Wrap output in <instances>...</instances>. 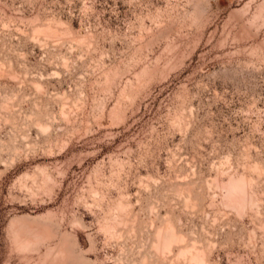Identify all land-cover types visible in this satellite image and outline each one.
I'll use <instances>...</instances> for the list:
<instances>
[{
    "label": "rangeland",
    "instance_id": "obj_1",
    "mask_svg": "<svg viewBox=\"0 0 264 264\" xmlns=\"http://www.w3.org/2000/svg\"><path fill=\"white\" fill-rule=\"evenodd\" d=\"M51 249L264 264V0H0V264Z\"/></svg>",
    "mask_w": 264,
    "mask_h": 264
},
{
    "label": "bare ground",
    "instance_id": "obj_2",
    "mask_svg": "<svg viewBox=\"0 0 264 264\" xmlns=\"http://www.w3.org/2000/svg\"><path fill=\"white\" fill-rule=\"evenodd\" d=\"M14 225H18V229L16 232V239L19 243L22 244H28L32 240H48L51 238V235L48 231L45 229H41L40 227H33L29 226L27 224L23 225L20 224L19 220L15 219L13 220ZM51 256L53 258L52 264H64L65 259V251L63 249H59L56 251V249H51L48 253V256ZM60 261V262H58Z\"/></svg>",
    "mask_w": 264,
    "mask_h": 264
}]
</instances>
